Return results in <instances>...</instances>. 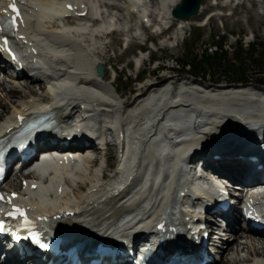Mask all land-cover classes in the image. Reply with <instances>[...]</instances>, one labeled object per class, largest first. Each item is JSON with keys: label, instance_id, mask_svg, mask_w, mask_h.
Here are the masks:
<instances>
[{"label": "bare ground", "instance_id": "bare-ground-1", "mask_svg": "<svg viewBox=\"0 0 264 264\" xmlns=\"http://www.w3.org/2000/svg\"><path fill=\"white\" fill-rule=\"evenodd\" d=\"M180 1L0 0V17L6 11L10 17L15 15L10 4L18 9L16 26L8 37L26 56L20 66L22 77L12 73L0 82V94L6 99L0 101V136L9 135L21 120L47 113L59 129L50 139L63 141L71 126H77L72 130L80 134L70 142L89 144L85 151L70 149L65 154L77 157L75 160H48L33 172L24 171L5 183L0 188V204L10 200L11 205L25 207L33 218L67 221V217V222H59L58 231L68 234L69 227H79L88 233V239L118 233L132 242V235L142 230L138 236L142 240L155 244L161 236L165 248L178 253L181 244L174 238L189 233L188 225L195 224L192 234L208 232L207 245L221 242V264H264V236L241 232L245 225H239L236 200L231 196L238 195L242 203L264 212V192L237 194L231 185L264 187L260 173L238 159L246 150H254L264 169V86L211 85L190 77L164 76L140 85L127 105L114 86L115 79L95 72L97 65L105 63L100 50L106 52L121 36L129 35L134 43V32L145 36L147 28L153 29L149 23L154 24L157 37L175 28L173 41L180 38L187 21L171 16ZM204 7L201 4L192 17L226 9ZM110 10V17L103 15ZM84 11L88 18L77 17ZM59 14L65 18L59 19ZM162 40L163 47H172L168 38ZM0 61L5 62L1 54ZM146 61V57L136 58L141 68ZM82 109L89 117L74 124ZM96 125L106 127L105 135L114 141L107 149L114 148L116 167L107 177H100L104 172L101 152L89 136ZM88 152L94 153V159L85 154ZM110 160L108 154V165ZM195 162L201 163L207 174L204 181L191 180L189 167ZM211 178L226 183L223 200L230 212L225 214L228 223L221 232L217 217L198 215L217 195L219 183L213 188ZM11 193L17 196L10 198ZM163 219L168 223L160 224ZM157 224L162 225L159 234L154 229ZM75 233L79 235L78 230ZM128 249L136 253L134 246ZM33 263L15 259L8 245L0 252V264Z\"/></svg>", "mask_w": 264, "mask_h": 264}, {"label": "rangeland", "instance_id": "rangeland-1", "mask_svg": "<svg viewBox=\"0 0 264 264\" xmlns=\"http://www.w3.org/2000/svg\"><path fill=\"white\" fill-rule=\"evenodd\" d=\"M201 4L203 7L208 5H220V7H225L226 9L210 10L196 17L186 19L187 22H184L185 28L180 38L175 42L173 41L175 28L168 29L159 37L148 29L145 31V36H139L141 32L136 31L133 33L136 37V39L133 40L134 43L129 44L126 49L124 48L122 40L130 39L129 35L119 37L116 42L113 40L114 36H111V40H113L112 47L107 49L106 52L101 50L99 52L103 56L101 61L105 62L102 65L103 71L108 78L112 77L115 79L114 86L117 88L119 94H121L120 97L122 102L126 103V101H131L132 96L135 93L138 94L140 85L143 86L147 81L153 82L157 78L164 76H174L173 78L190 77L197 79V81L203 84L209 83L211 85H237V83L230 82L233 79L232 76L229 72L223 71L222 67H220L219 71H217L216 68H214L215 70L213 68H207L205 72H202L200 77H196L190 73L188 68H183L181 63L195 56L197 61H200L202 50L206 48L208 52H213L214 45L219 43L222 37H224V47L228 51L226 57L216 59L218 60L217 62L222 65H227L232 62V49L236 46L238 41H241L244 47L256 41H264V0H202ZM147 36H150L149 42L144 43L145 37ZM120 38L122 39L121 42ZM164 38L170 40L169 44L172 47H169V45L168 47H163V45H161V42L164 41L162 39ZM143 44H145L144 47H142ZM140 48L142 49V53L138 50ZM263 53V50L260 51V55H263ZM138 56L146 57L147 59L142 68L141 66H135ZM255 56L258 57L259 55L256 54ZM151 57L160 61V65H162L163 69L156 71L155 67L157 62H150L149 59ZM104 58L110 61L104 60ZM201 65L205 66L202 62ZM256 72V70L250 68L247 70V74L253 76V79L259 75ZM4 78V72H0V82H4ZM136 78H138L139 82L136 81ZM213 80H219L220 83L213 84ZM5 83L7 82L5 81ZM0 95V101L6 102L3 94ZM126 104L128 105V103ZM88 154L90 156L94 155L92 152H88ZM108 154H111L112 160H110L109 165L111 169L106 172L112 174L116 167L114 148L108 149L105 155L101 153L100 157L102 158V163H104V158H106ZM8 181L9 180L5 183ZM216 223L220 224V222L217 221ZM218 228L220 227L218 226ZM209 248L211 250L214 249L213 247L211 248V245H209ZM230 255L232 254H227L226 258ZM218 262L221 264L220 258Z\"/></svg>", "mask_w": 264, "mask_h": 264}, {"label": "trees", "instance_id": "trees-1", "mask_svg": "<svg viewBox=\"0 0 264 264\" xmlns=\"http://www.w3.org/2000/svg\"><path fill=\"white\" fill-rule=\"evenodd\" d=\"M258 40V39H257ZM224 37L221 41L214 45V51L208 52V49H203L200 61H197L196 56L192 59L182 61L181 65L185 69H189L190 73L196 77H200L202 72L207 68H216L219 71L220 67L223 71H227L232 76L231 83L248 84L254 83L264 86V53L260 55V51H264V41H256L244 47L241 41H238L236 46L232 49V62L227 65H222L216 60L226 57L227 49L224 47ZM259 55L256 57L255 55ZM201 62L205 66L201 65ZM222 65V66H221ZM256 70L259 75L255 79L253 76L247 74L248 69ZM215 70V69H214ZM213 84L220 83L219 80H213Z\"/></svg>", "mask_w": 264, "mask_h": 264}, {"label": "water", "instance_id": "water-1", "mask_svg": "<svg viewBox=\"0 0 264 264\" xmlns=\"http://www.w3.org/2000/svg\"><path fill=\"white\" fill-rule=\"evenodd\" d=\"M201 0H181L171 10V15L176 20H184L192 16L197 15L200 8ZM97 73L101 77L103 76L102 68L97 67Z\"/></svg>", "mask_w": 264, "mask_h": 264}, {"label": "snow or ice", "instance_id": "snow-or-ice-1", "mask_svg": "<svg viewBox=\"0 0 264 264\" xmlns=\"http://www.w3.org/2000/svg\"><path fill=\"white\" fill-rule=\"evenodd\" d=\"M9 8L10 10L15 13V15H13L12 17V24H13V27L16 26V21H17V17L19 15V12H18V9L14 6V4H10L9 5ZM3 21H0V23H2ZM2 44L4 46V49L6 50L7 48V40L4 39L2 41ZM12 198H15V194H13V197ZM0 200H3V197L0 196ZM10 202V200H9ZM19 215L20 217H24L25 216V213L23 210L19 209V208H14L13 211L11 213H9V216L12 217V218H15L16 215ZM27 225H29V221L27 219H24L23 220V223H22V227H26ZM0 230H2V226H0ZM28 230L31 232V229L28 228ZM31 240L37 244H39L40 247H46L45 244L41 243L40 240H39V237L37 236V234L35 232H32L31 233Z\"/></svg>", "mask_w": 264, "mask_h": 264}]
</instances>
